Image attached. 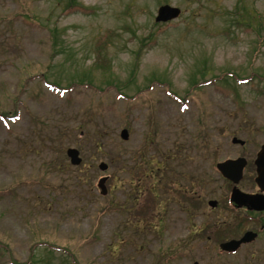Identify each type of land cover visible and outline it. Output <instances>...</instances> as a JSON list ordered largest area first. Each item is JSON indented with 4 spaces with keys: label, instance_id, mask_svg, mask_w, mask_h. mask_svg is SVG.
Returning <instances> with one entry per match:
<instances>
[{
    "label": "rangeland",
    "instance_id": "obj_1",
    "mask_svg": "<svg viewBox=\"0 0 264 264\" xmlns=\"http://www.w3.org/2000/svg\"><path fill=\"white\" fill-rule=\"evenodd\" d=\"M0 114V264H264L207 204L264 129V0H0Z\"/></svg>",
    "mask_w": 264,
    "mask_h": 264
},
{
    "label": "flooded vegetation",
    "instance_id": "obj_2",
    "mask_svg": "<svg viewBox=\"0 0 264 264\" xmlns=\"http://www.w3.org/2000/svg\"><path fill=\"white\" fill-rule=\"evenodd\" d=\"M259 132L260 137L250 141L236 136L231 138V142L234 146L237 145L239 150L233 157H227L222 162L237 160L238 166L244 163L241 177L235 182L216 170L218 178L223 183L215 182V185H212V192L209 194L216 196L209 199L207 204L217 210L218 215L221 214L220 217L224 216L226 219L230 217L229 222L227 220L225 224L231 225L236 230L233 240L245 239L234 253L246 248L249 249L250 258L253 257L254 252H257L263 255L260 259L264 262V181L258 178L257 171L258 154L264 145V129ZM234 137L240 140L234 142ZM226 172L230 173V171ZM204 189L207 192V188ZM201 190L203 191V188ZM186 194L188 195V191ZM190 194L194 195L195 192ZM220 223L221 220L218 218L216 225Z\"/></svg>",
    "mask_w": 264,
    "mask_h": 264
},
{
    "label": "water",
    "instance_id": "obj_3",
    "mask_svg": "<svg viewBox=\"0 0 264 264\" xmlns=\"http://www.w3.org/2000/svg\"><path fill=\"white\" fill-rule=\"evenodd\" d=\"M179 15H180V8L169 4H163L159 6L157 9V15L155 17V21L164 22L177 18ZM120 135L123 139H126L128 136L127 130L122 129ZM233 141L236 142L239 140L234 138ZM66 155L69 157V161L72 165L80 164L81 157L79 156V151L76 148L73 147L68 148L66 150ZM236 161L237 160H227L224 162H220L216 165L217 169L220 170L225 177H228L229 179H233L235 182H237L238 179L241 177V171L243 167V164L238 166ZM257 162H258V168H257L258 178L264 181V145L262 147V150L258 154ZM106 167L107 165L103 162L99 164L100 170H105ZM226 171H230V173H227ZM105 181H106V177H102L98 182V186L101 189V194L106 193V189L104 187ZM243 240L245 239L239 241L231 240L222 243L220 244V248L226 251H234Z\"/></svg>",
    "mask_w": 264,
    "mask_h": 264
},
{
    "label": "trees",
    "instance_id": "obj_4",
    "mask_svg": "<svg viewBox=\"0 0 264 264\" xmlns=\"http://www.w3.org/2000/svg\"><path fill=\"white\" fill-rule=\"evenodd\" d=\"M70 10H72V11H79V10H81V6L80 7H75L74 5H69V6H67V8L65 10V13L71 12ZM52 34H53V32H52ZM47 84L50 85V86H52V87H55V88L56 87H59L57 83H53V82L50 83V82H48ZM0 117L3 118V119L6 118L2 114H0ZM31 250L32 251H31V253L29 255V258L25 262H18L17 260H15L14 258H12L10 256V259H9L10 264H40L42 262V260L39 259V258L35 259V256H36V252H35L36 251V248L35 247H32ZM56 250H61V248L52 246L50 252H54Z\"/></svg>",
    "mask_w": 264,
    "mask_h": 264
}]
</instances>
